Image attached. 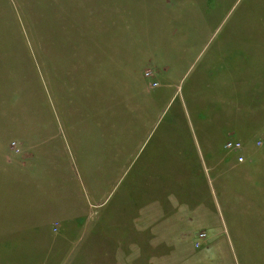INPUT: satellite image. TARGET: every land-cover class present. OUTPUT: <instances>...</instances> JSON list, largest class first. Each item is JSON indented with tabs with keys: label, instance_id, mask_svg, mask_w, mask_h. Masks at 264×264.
Listing matches in <instances>:
<instances>
[{
	"label": "rangeland",
	"instance_id": "obj_1",
	"mask_svg": "<svg viewBox=\"0 0 264 264\" xmlns=\"http://www.w3.org/2000/svg\"><path fill=\"white\" fill-rule=\"evenodd\" d=\"M224 42L264 120V0H0V264H264V131L182 112Z\"/></svg>",
	"mask_w": 264,
	"mask_h": 264
},
{
	"label": "crops",
	"instance_id": "obj_2",
	"mask_svg": "<svg viewBox=\"0 0 264 264\" xmlns=\"http://www.w3.org/2000/svg\"><path fill=\"white\" fill-rule=\"evenodd\" d=\"M227 47L231 48L232 46H228L226 42H224L223 46H219L220 49L212 54L214 58H211V63L206 60L201 71L198 72L193 81L189 84L186 91L188 97L186 100H183L181 104L182 112H184L186 117H188L190 113L199 121L203 128V130L200 128V133L202 135H210L208 129L210 125L209 121H212L213 133L225 136L226 141L223 143L224 149L225 144L229 142L231 137H237L236 141L242 143L241 141L246 142L249 136L256 137L261 131H264L262 114H258L256 111L257 109H248L245 104L240 106L238 104L240 103V99L237 100L236 97V90H241L240 94L244 95L252 91V85H250L251 83L249 81L243 80L244 82H242L241 80L239 82L237 79L238 72L240 70H245L246 65L250 66L251 63L247 62L244 68H242V62L238 61L236 55L224 49ZM248 66L246 68H248ZM247 88L249 92L243 93L242 91ZM106 91L108 90L106 89ZM232 95L234 97H230ZM237 114H241L242 119L238 117ZM169 132L172 133L171 127H169ZM167 138L168 137H166L164 141L166 142V140H168L169 149L171 150L178 151V148H182V144L185 143L182 138L172 137V135H170L169 139ZM203 141L207 145V153L212 155L213 147L211 146V141H209L207 137H204ZM186 143H188V140ZM239 156L243 155L241 154ZM170 158H172V156H170ZM186 160L187 158L177 161V167L189 169ZM214 164L217 166L216 169L221 170V168H224L223 166L219 167L218 163ZM233 167H237V160ZM14 168L19 169L20 172L24 171L26 179H28V174L32 173L31 170L28 169L29 167H26V164L17 166L8 163L7 170H14ZM183 169H177V171ZM218 173L220 174V171ZM61 208L62 207L59 206L58 208L56 207V213H61ZM27 212L28 210L26 209V213ZM23 215L26 216L27 214L23 213ZM204 238L200 239V236H198V243L203 242L202 240ZM231 238L232 236L230 234V240Z\"/></svg>",
	"mask_w": 264,
	"mask_h": 264
},
{
	"label": "built area",
	"instance_id": "obj_3",
	"mask_svg": "<svg viewBox=\"0 0 264 264\" xmlns=\"http://www.w3.org/2000/svg\"><path fill=\"white\" fill-rule=\"evenodd\" d=\"M153 86L156 87L157 84L153 83ZM256 144H257L258 147H260V146H262L264 144V135L259 138V140L257 141ZM225 149L228 150V151L237 152V151L242 149V144L240 142H238V141H229V142H227L225 144ZM237 161H238V163H242L243 162V157L242 156H238L237 157ZM199 236H200V239L205 237L204 234H200Z\"/></svg>",
	"mask_w": 264,
	"mask_h": 264
},
{
	"label": "bare ground",
	"instance_id": "obj_4",
	"mask_svg": "<svg viewBox=\"0 0 264 264\" xmlns=\"http://www.w3.org/2000/svg\"><path fill=\"white\" fill-rule=\"evenodd\" d=\"M90 79H91V77H88V78H87V81L89 82V81H90ZM89 83H90V82H89Z\"/></svg>",
	"mask_w": 264,
	"mask_h": 264
}]
</instances>
